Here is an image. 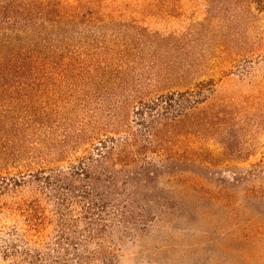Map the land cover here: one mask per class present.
I'll return each instance as SVG.
<instances>
[{
    "label": "rangeland",
    "instance_id": "rangeland-1",
    "mask_svg": "<svg viewBox=\"0 0 264 264\" xmlns=\"http://www.w3.org/2000/svg\"><path fill=\"white\" fill-rule=\"evenodd\" d=\"M36 1L0 46V264H264V0Z\"/></svg>",
    "mask_w": 264,
    "mask_h": 264
},
{
    "label": "trees",
    "instance_id": "trees-1",
    "mask_svg": "<svg viewBox=\"0 0 264 264\" xmlns=\"http://www.w3.org/2000/svg\"><path fill=\"white\" fill-rule=\"evenodd\" d=\"M42 8V7H41ZM37 14L39 16H46L48 13L45 9H39L38 11V6H37V1L36 0H0V46H17V44H20L25 40L23 37L14 35V32L17 30H22L24 32L25 29H27L26 33H31L34 31V34L38 32H42V27L37 24ZM10 32V33H9ZM21 33V32H20ZM50 41L53 40V36L49 37ZM207 101V98L203 101L201 100H193L191 103L197 102L196 105L194 106H189L188 109H190L189 112L193 111L194 113H197L198 106L205 104ZM159 102V101H158ZM154 107L152 108H157V109H162L163 112L165 113V116H168L170 113L173 112H181L182 107L184 109V106H182V102L180 104L177 103L174 97H164L160 103L156 104L153 103ZM209 106L206 105L202 109L199 108V112L197 113L198 115L207 113L206 108ZM184 111V110H183ZM186 111V110H185ZM188 111L186 112L183 117L182 116H176L175 119H173V122L168 124L169 126H177L178 124H183L185 122V118L187 117ZM186 116V117H185ZM165 119V117H164ZM205 125V124H203ZM200 134H203L200 130ZM134 135V134H133ZM153 136L157 137L158 136V131L155 130L153 132ZM135 136H133V142L132 144H126L123 146L122 151H119L116 153L114 156L115 161L118 163L126 164L125 161H127L130 156L134 157L136 156L137 152H142L146 148L145 145L141 144L137 140L134 139ZM109 156H111L112 152H108ZM101 157H104V153H100ZM261 171V170H260ZM84 174L83 175H89V172H87L86 168L83 170ZM90 176H88L89 178ZM54 183V185H53ZM51 188L54 186H58V182L55 184V182L49 181L47 183ZM68 186H71L69 189H75L76 185L73 184H68ZM95 190V189H94ZM110 196L112 194L110 192L106 191H100L96 190V193H90V192H84V198L90 200V206H89V213L90 215L93 214V212L98 209L99 207L105 206L106 202L110 199ZM62 202H67L66 198H62ZM128 206L125 207V209L121 213V219L123 221H127L128 218ZM91 219V218H89ZM90 225L93 224V222L89 223ZM70 238H68L69 240ZM71 241V240H70ZM66 259L64 258H58L54 260V264H66ZM84 259L82 258L80 260V263H84Z\"/></svg>",
    "mask_w": 264,
    "mask_h": 264
}]
</instances>
